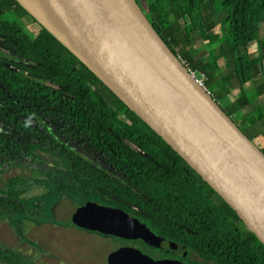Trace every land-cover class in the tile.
Here are the masks:
<instances>
[{
  "label": "trees",
  "instance_id": "1",
  "mask_svg": "<svg viewBox=\"0 0 264 264\" xmlns=\"http://www.w3.org/2000/svg\"><path fill=\"white\" fill-rule=\"evenodd\" d=\"M134 1L141 8L148 0ZM141 10L170 51L206 76L205 86L213 92L222 87L216 81L220 66L233 71L241 88L255 65L264 66V0H156ZM223 11L227 16L220 21ZM8 14L30 17L38 27L35 35L3 20ZM204 39L216 54L191 53ZM255 45L257 58L248 52ZM248 104L245 100L238 109ZM0 122L25 138L23 143L0 133L3 161L37 160L39 151L59 160L54 164L65 170L66 183L95 191L110 206L179 239L201 259L264 264V245L236 213L15 0H0ZM260 151L264 154V147ZM25 184L16 177L0 188V219L6 213L28 215L21 198ZM0 262L27 264L21 254L1 247Z\"/></svg>",
  "mask_w": 264,
  "mask_h": 264
},
{
  "label": "water",
  "instance_id": "2",
  "mask_svg": "<svg viewBox=\"0 0 264 264\" xmlns=\"http://www.w3.org/2000/svg\"><path fill=\"white\" fill-rule=\"evenodd\" d=\"M15 1L196 172L264 245V154L195 82L134 0ZM71 223L122 239L144 240L148 230L144 222L105 205L78 207ZM151 244L186 255L184 246L161 237ZM134 252L118 250L107 260L121 263Z\"/></svg>",
  "mask_w": 264,
  "mask_h": 264
},
{
  "label": "rangeland",
  "instance_id": "3",
  "mask_svg": "<svg viewBox=\"0 0 264 264\" xmlns=\"http://www.w3.org/2000/svg\"><path fill=\"white\" fill-rule=\"evenodd\" d=\"M146 5L147 1L140 3L143 10ZM225 16L227 12L223 11L219 20L222 21ZM3 20H14L32 36L38 30L37 25L28 16L17 18L8 14ZM190 51L195 55L208 51L216 54L215 47L205 39ZM248 52L251 57L260 56L257 45L251 47ZM67 59L70 60L69 57ZM219 68L221 74L217 75L216 81L220 80L222 87H218L215 92L208 88L210 96L215 100L216 94H221L215 102L224 111H231L233 114L230 118L237 127L257 143L258 148H263L264 66L262 62L254 66L251 79L242 88L236 83L233 71L223 65ZM198 75L195 72V76L199 77ZM232 76L234 80L229 81L227 78ZM245 100L249 103L247 107L238 109V104L244 103ZM251 117L258 119L250 124L248 119ZM0 133L9 136L13 141L25 143V138L16 135L9 126L1 122ZM35 154L41 157L37 160L23 157L14 161L0 159V188L4 187L11 178H23L26 184L22 187L26 192L21 196L22 206L28 211V215L24 216L6 213L1 217L0 247L21 254L27 264H106V255L115 246L112 240L80 228L76 229L71 223V216L78 206L85 204L88 206L93 200L97 202H106V200L92 190L85 191L66 183L65 170L54 164V161H59L58 159H52L39 151ZM87 186L93 187V184L88 183ZM220 206L232 217L225 206L222 204Z\"/></svg>",
  "mask_w": 264,
  "mask_h": 264
},
{
  "label": "flooded vegetation",
  "instance_id": "4",
  "mask_svg": "<svg viewBox=\"0 0 264 264\" xmlns=\"http://www.w3.org/2000/svg\"><path fill=\"white\" fill-rule=\"evenodd\" d=\"M95 190L97 191V189ZM93 205H105L109 207H114V206H110L107 203V201L97 202L95 200L91 201L90 205H88L87 207H92ZM81 206H86V204L81 205ZM147 226H148V230L146 232V238L144 240L143 239H122V238L108 236V235H101L97 232H91L87 230H84V231L93 233L99 236L107 237L110 240H112L115 246L112 248L111 252L108 253V255L118 250H123V251L135 250L137 252V253L134 252V254L131 256H127V258L121 263H116V262L109 263L107 260L108 255H106V258H105L106 264H159V263L211 264V262H207L204 259H201L200 257H198L196 253H194L185 243H183L179 239L170 237L162 233L158 229L153 228L149 224ZM75 228L77 229V227ZM159 237L164 238L168 241H171L175 246H184L187 250L186 255L183 256V254L185 253L183 250H177V252L171 253L164 249H160V248L153 246L151 244V241L156 240Z\"/></svg>",
  "mask_w": 264,
  "mask_h": 264
},
{
  "label": "built area",
  "instance_id": "5",
  "mask_svg": "<svg viewBox=\"0 0 264 264\" xmlns=\"http://www.w3.org/2000/svg\"><path fill=\"white\" fill-rule=\"evenodd\" d=\"M179 58V57H178ZM180 59V58H179ZM181 61V60H180ZM182 64L186 67L187 71L189 72V74L192 76V78L195 80V82L208 94L210 95V91L208 90V88L205 86V81H206V76L204 74H199V77L195 76V72L193 70H191L190 68H188L187 64L183 61H181ZM257 146V143H254Z\"/></svg>",
  "mask_w": 264,
  "mask_h": 264
},
{
  "label": "crops",
  "instance_id": "6",
  "mask_svg": "<svg viewBox=\"0 0 264 264\" xmlns=\"http://www.w3.org/2000/svg\"><path fill=\"white\" fill-rule=\"evenodd\" d=\"M154 1H156V0H148V1H147V5H148L149 3L154 2ZM241 105H242V103H241ZM245 107H247V106H245ZM245 107H242V108H245Z\"/></svg>",
  "mask_w": 264,
  "mask_h": 264
}]
</instances>
